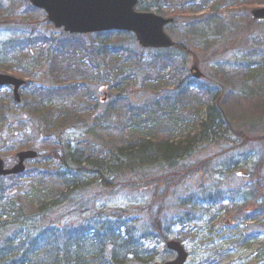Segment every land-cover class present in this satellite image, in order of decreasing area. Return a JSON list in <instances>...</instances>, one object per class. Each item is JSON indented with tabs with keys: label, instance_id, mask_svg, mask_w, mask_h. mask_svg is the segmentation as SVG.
Wrapping results in <instances>:
<instances>
[{
	"label": "trees",
	"instance_id": "obj_1",
	"mask_svg": "<svg viewBox=\"0 0 264 264\" xmlns=\"http://www.w3.org/2000/svg\"><path fill=\"white\" fill-rule=\"evenodd\" d=\"M223 2L216 0L208 18L191 22L186 29V36L191 39L203 37L214 26L220 25L222 21L218 12ZM231 2L248 9L264 6V0ZM161 4L159 12L166 8L165 15L173 18L174 24L182 16L198 13L207 6L202 0H161ZM20 6L23 8L21 18L26 20L23 27L29 30L34 23L39 25V14L47 27L52 29L42 11L31 8L23 0ZM2 14L5 11L0 9ZM114 34L117 39L123 36V33ZM60 35L71 40L60 39L55 35L50 39L39 37V43L48 46L43 58L35 56L38 38L33 29L20 40L19 45L9 43V48L16 49L19 60L14 66L16 73L33 78L36 71L48 68L51 85L28 86L29 95L26 92L20 105L11 97L0 98V130L3 126L10 127V112L16 116L25 111L37 119L33 124L38 126V136L43 138L39 144L42 153L36 160H39L38 165L35 164L20 176L0 179V248H3V242L7 246L10 244V249L13 245L11 254L15 258V261L9 260L3 252L0 254V264H122L119 260L126 261L129 256L142 255L139 253L141 247L137 238L139 228L128 225L129 219H126L123 208L103 206L100 209L95 207L92 197L118 193L124 180L129 181L128 188L135 191L153 185L155 180L149 165L159 163L169 168L182 167L178 160L183 157L187 147L181 140L173 141L170 136L181 127L195 129L197 132L194 134L197 137L189 139L190 142L186 141L188 145L197 141L198 137L218 141L221 138L219 132L224 129L231 130L236 141L242 145L263 141L264 137L259 135H264V69L247 74L246 84L252 83L249 93L244 92L238 96H232V92L227 93L226 99L231 100L228 104L225 98L221 100L222 95L218 92L190 84L191 76L184 75L182 67L184 58L172 55V50L141 49V52L135 53L126 48L128 53L125 65L129 63L130 67L127 74L124 75V69H120L123 76L118 74L113 83L107 82L110 97L115 99V102L107 105L97 102L89 87L90 82L92 85L101 78L106 80V77L101 75L104 70L100 64L90 57L92 53L80 47L78 39L82 36H69L62 32ZM176 48L180 47L177 45ZM119 49L121 47L115 51ZM145 54L150 55L147 61L143 59ZM65 56L67 61L63 60ZM262 62L264 64V55ZM49 63L51 65L47 67ZM132 67L136 68L130 69ZM166 71H172L176 84L174 88L168 89V93H159L154 98H151L154 95H148L144 103H135L126 97L137 84L141 86L140 89L145 87L148 94H152L150 90H161V84L167 82ZM137 79L140 81L136 84ZM148 83L151 87H146ZM186 96H201L207 102L191 104L192 108L188 109L183 106L184 101L190 100H184ZM240 99L254 102L247 110L236 114L232 102ZM205 105L207 110L200 117V110ZM78 125L86 128L89 135L84 147L80 143L76 149H72L70 144L63 148L53 140L54 133ZM165 132L169 136L162 137L161 134ZM38 136L35 137L31 131L25 133L15 148H35ZM43 151L48 152V155ZM164 170L168 169L165 167ZM85 172L91 175L87 179L83 177ZM187 173L190 172L187 170ZM93 185L98 186V193L93 192L91 198H87V186ZM249 197L256 206L253 213L246 207H221V210L237 219L244 216L247 221L264 216L263 178L250 188ZM225 202L220 200V204ZM87 213L95 214L87 222L65 224L62 221L68 215ZM154 224L159 226V218L155 219ZM156 230L160 231L158 227ZM12 236L14 240L9 241ZM251 240L250 236L240 235L235 244L247 246ZM218 255L222 256L217 254L214 257ZM218 260L212 258L202 264H217Z\"/></svg>",
	"mask_w": 264,
	"mask_h": 264
},
{
	"label": "rangeland",
	"instance_id": "obj_2",
	"mask_svg": "<svg viewBox=\"0 0 264 264\" xmlns=\"http://www.w3.org/2000/svg\"><path fill=\"white\" fill-rule=\"evenodd\" d=\"M205 1H207V6L203 10L182 16L177 24L168 28V34L180 47L174 49L171 54L184 58L182 67L184 75L187 74L188 77L190 76L189 69L196 64L203 74V78L200 81L190 78L189 82L194 83L197 87L204 86L218 92L219 95H222L221 100L226 99L227 93L232 92V96H238L244 92L249 93L252 83L246 84L248 83L245 80L248 77L247 74L252 73L253 70L264 69L262 62L264 24L252 21V9L241 4H233L231 0H224L218 12L222 23L209 30L207 35L191 39L185 34L188 25L209 17V14L212 13L213 2H216V0ZM0 4L7 9L5 20L9 23L0 25V73L22 78L14 68L19 63L16 49L8 47L9 43L14 42L16 36L24 38L33 29L38 38V46L35 48V56L38 58H43L48 48L42 42L39 43L41 41L39 37L50 39L52 35H55L60 39H69L60 35L61 31L48 28L39 14L37 16L39 25L34 23L29 27V30L22 27V23L26 22L21 18L23 8L9 0H0ZM161 5V0H140L138 10L166 16V8H163L161 13L159 12ZM78 41L80 47H84L85 50L92 53L90 57L94 59L95 63L100 64L101 69L104 70L101 75L106 77V80L101 78L104 81L100 80L92 85L90 82L89 87L94 92L97 102L110 105L112 101L115 102V99L112 100L110 97V87L107 82L113 83L118 74L122 77L120 69H124V75L128 73L129 63L125 65L127 49L139 53L142 48L134 36L129 34H124L119 39L103 34L83 36ZM118 47L121 49L115 51ZM149 54L143 55L144 61L148 60ZM66 59L67 56L63 60L67 61ZM50 65L51 63L47 64V67ZM117 66L120 68L118 69ZM165 78L167 82L161 84V90H150L152 94H148L145 87L140 89L141 86L139 87L137 84L140 80L137 79V85L129 91L126 97L135 103H144L149 98L148 95H154L151 97L154 98L159 93L162 95L168 93V89L174 88L176 85L172 71H166ZM28 79L39 86L51 85L48 68L36 71L34 77ZM146 87H151V84L148 83ZM26 92L29 95L27 89H24L23 97ZM4 97L12 99V90L2 89L0 98ZM184 100H189V102L184 101L183 103V106L189 107L188 109L192 108L191 104L195 105L199 102L206 104L207 102L201 96H195V98L186 96ZM226 101L228 104L231 103L230 98H227ZM253 102L254 100L233 101L234 113L247 110ZM206 110L207 106L205 105L201 108L199 116L202 117ZM12 115L13 113L10 112L8 116L10 127L3 126L0 130V158L5 161L8 167L15 164L14 156L17 152L26 150L15 148L20 143L19 141L23 140V135L31 131L35 137L38 136V126L33 124V121H37V119L29 116L25 111L17 113L16 116ZM189 131H191L190 134ZM176 133H179L180 136ZM176 133L173 132L170 135L172 140H181L187 147L184 149L183 157L178 160L182 167L169 168L168 165L159 163L149 165L152 178L155 180L153 185L145 187L144 190L135 191L128 188L129 181L124 180L118 193L113 195L98 194L92 197L95 207L98 206L100 209L103 206L123 208L126 219H129L128 225L139 228L137 238L141 247L139 253L142 255L129 256L126 261L119 260V262L122 264L165 262L175 258V255L166 249V243L176 240L184 243L189 253L186 264H202L211 261L212 258H219L217 264H255L256 262L264 264V216L247 221L243 216L245 214H242V219H237L221 210V207H230V209L232 207L245 209L246 207L251 212L256 209V206L251 203L249 193L250 188L259 179H264V140L242 145L236 141L231 130L224 129L219 132L218 136L221 138L219 137L218 141H207L198 137L197 141L188 145L186 141L197 137L195 129L189 130L181 127ZM175 134L180 138H177ZM53 135V140L60 146L65 148L70 144L72 149H76L80 143L84 147L85 140L89 136L86 128H83L82 125L58 131ZM164 135L169 136L167 132L161 134L162 137ZM259 137H264V135H259ZM89 138L94 139L93 137ZM42 139V136L39 135L37 144H34L35 148H31L39 154L42 153L39 150ZM43 153L48 155L46 151ZM35 164L38 165L39 160L27 163V169L30 170ZM165 167L168 169L167 171L164 170ZM187 170L190 173H187ZM246 172L248 176L244 174ZM90 176L87 172L83 174L84 179ZM97 190L98 186L96 185L87 186L86 197L91 198L90 195ZM220 200L227 202L220 204ZM102 211L107 214L105 210ZM94 215L93 213L73 214L66 216L62 221L65 224L87 222ZM156 218H159V226L154 224ZM136 221L138 222L136 223ZM157 227L160 231L156 230ZM240 235L252 237L247 246L235 244ZM13 240L14 237H10L9 241ZM2 246L0 254L4 252L9 260L15 261L11 254L13 245L10 249V244L7 246L6 242H3ZM217 254L222 256L214 257Z\"/></svg>",
	"mask_w": 264,
	"mask_h": 264
},
{
	"label": "water",
	"instance_id": "obj_3",
	"mask_svg": "<svg viewBox=\"0 0 264 264\" xmlns=\"http://www.w3.org/2000/svg\"><path fill=\"white\" fill-rule=\"evenodd\" d=\"M31 5L45 11L48 20L57 29L70 34H94L102 32H127L136 36L145 49H169L174 46L165 31L172 20L154 13L137 12L139 0H27ZM255 19L264 20V8L253 11ZM193 76L202 78L197 66L191 69ZM25 82L17 78L0 74V87L13 86L15 100L20 102L19 90ZM34 151L21 152L16 155L17 165L6 169L0 160V177L22 174L25 162L36 159ZM168 248L177 253L176 260L163 264H185L188 253L178 242L168 243Z\"/></svg>",
	"mask_w": 264,
	"mask_h": 264
},
{
	"label": "flooded vegetation",
	"instance_id": "obj_4",
	"mask_svg": "<svg viewBox=\"0 0 264 264\" xmlns=\"http://www.w3.org/2000/svg\"><path fill=\"white\" fill-rule=\"evenodd\" d=\"M10 1V0H9ZM5 9V8H4Z\"/></svg>",
	"mask_w": 264,
	"mask_h": 264
}]
</instances>
